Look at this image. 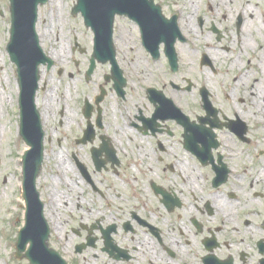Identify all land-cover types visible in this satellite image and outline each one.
Wrapping results in <instances>:
<instances>
[{"label":"flooded vegetation","instance_id":"af4514ba","mask_svg":"<svg viewBox=\"0 0 264 264\" xmlns=\"http://www.w3.org/2000/svg\"><path fill=\"white\" fill-rule=\"evenodd\" d=\"M153 2L62 39L39 21L41 127L9 59L0 146L10 130L21 214L15 233L0 224V264L39 261L15 243L41 205L42 264H264V0Z\"/></svg>","mask_w":264,"mask_h":264},{"label":"water","instance_id":"95a60500","mask_svg":"<svg viewBox=\"0 0 264 264\" xmlns=\"http://www.w3.org/2000/svg\"><path fill=\"white\" fill-rule=\"evenodd\" d=\"M48 1L49 0H10L12 33L7 50L8 53H10L11 59L17 64L22 116L26 119L27 116H35L39 127L40 115H38L35 105V91L38 87L37 82L40 77L39 65L47 58L38 40L36 24L38 22L39 6L41 4H46ZM99 1L101 0H78L77 4L74 6V10L76 13L82 12L85 14L88 7L94 9L95 5L97 8ZM147 3L153 5L151 0H148ZM116 6L120 7L121 5L117 3ZM42 159L40 155L37 159H28V161H31V166H34V169H37L39 172ZM39 211L40 216L36 221H27V225L20 229L19 237L16 242L18 252L25 250L28 243L31 244L30 249L33 253L31 255L39 260L34 261L35 264H42L41 253L43 249H46L48 246L47 240L50 233L48 222L43 218L42 205L39 207ZM33 227L35 228L34 230ZM50 254L52 256L53 253L50 252Z\"/></svg>","mask_w":264,"mask_h":264},{"label":"rangeland","instance_id":"374dc122","mask_svg":"<svg viewBox=\"0 0 264 264\" xmlns=\"http://www.w3.org/2000/svg\"><path fill=\"white\" fill-rule=\"evenodd\" d=\"M76 2L77 0H51L47 5L41 6L40 17H39L40 20L39 27L42 26V28L40 29L41 32L48 31L47 30L48 27L51 28L52 24H55L54 30H56V33H58L60 39L63 38L64 31L68 34V32H70V29L72 30L75 28L77 32H80V30L78 29L82 28L83 19L81 18L80 15H78L77 17L72 16V7L74 6V4H76ZM8 4L10 5V0H0V8H3ZM2 20L4 22H0V82L1 80L4 81L6 87L4 88L2 86L0 87V90L6 89V94L9 95L10 92L12 93V88L9 85L10 81L8 75L10 74L13 65L10 64L9 62V55L5 49V46L10 39L11 32H10V24L8 18H4V19L2 18ZM45 21L47 22L45 23ZM81 34H78V36ZM80 40L82 42V45H85L84 39H82V37H80ZM55 41H53L52 45L54 46L53 48L56 49L60 45H59V41L58 42ZM45 47L46 50L47 48H50L49 42L45 43ZM6 106H7L6 107L7 110L8 107L11 110V106L8 105V103H6ZM5 137L7 138V140H5L0 146L1 149L0 174L1 175L12 174L16 179L10 178L9 180L11 182L6 184V189L4 192L9 191V195H4V197L1 200V204L3 202L4 204L0 206V224L2 226H5V228L9 231V233L12 234L15 233V230H12L10 227L17 226V223L19 224V222H16V220L18 216H20L21 214V210L18 208L19 199L17 198L18 196L16 195V188L18 185L17 173H19V170H18V159L16 157L17 155L16 148L14 146V143H11L12 134L10 133V130L5 131ZM7 198H9V201L12 203L11 206L9 205V202H7ZM61 222L65 224L66 221L63 220ZM73 224L74 223L68 222L66 228L70 230Z\"/></svg>","mask_w":264,"mask_h":264},{"label":"bare ground","instance_id":"6f19581e","mask_svg":"<svg viewBox=\"0 0 264 264\" xmlns=\"http://www.w3.org/2000/svg\"><path fill=\"white\" fill-rule=\"evenodd\" d=\"M4 95H5V93H3V92L0 91V96L2 97V96H4Z\"/></svg>","mask_w":264,"mask_h":264}]
</instances>
